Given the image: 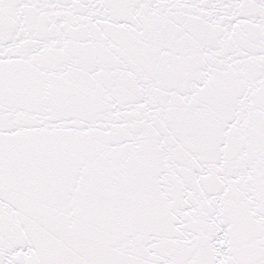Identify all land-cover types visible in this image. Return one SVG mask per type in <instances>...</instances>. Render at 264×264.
Here are the masks:
<instances>
[{
    "label": "snow or ice",
    "instance_id": "snow-or-ice-1",
    "mask_svg": "<svg viewBox=\"0 0 264 264\" xmlns=\"http://www.w3.org/2000/svg\"><path fill=\"white\" fill-rule=\"evenodd\" d=\"M0 264H264V0H0Z\"/></svg>",
    "mask_w": 264,
    "mask_h": 264
}]
</instances>
